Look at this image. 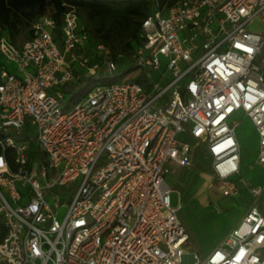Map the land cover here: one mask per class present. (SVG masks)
I'll return each instance as SVG.
<instances>
[{"label":"built area","instance_id":"2783aa9c","mask_svg":"<svg viewBox=\"0 0 264 264\" xmlns=\"http://www.w3.org/2000/svg\"><path fill=\"white\" fill-rule=\"evenodd\" d=\"M146 1L129 56L142 82L78 100L81 77L119 70L75 6L39 16L20 45L0 35V264H264V184L241 178L236 138L249 119L264 168V31L250 29L264 0ZM199 146L219 194L248 197L203 259L166 180L195 167Z\"/></svg>","mask_w":264,"mask_h":264},{"label":"rangeland","instance_id":"374dc122","mask_svg":"<svg viewBox=\"0 0 264 264\" xmlns=\"http://www.w3.org/2000/svg\"><path fill=\"white\" fill-rule=\"evenodd\" d=\"M44 13L54 15L55 9L52 5H47ZM80 15L83 24L94 35H96V29L101 28V33H104L108 28V25L102 27L99 21H90L87 18L85 9H80ZM250 29L262 32L264 31V26L255 22ZM0 33L4 34L5 32L1 30ZM29 36V31L23 32L16 38V43L18 45L21 44ZM126 41H130V39ZM111 44L118 46V41H112ZM117 65L119 73H123L118 83L135 80L140 74V71L134 66L129 57L125 56L118 59ZM152 77L154 80H157L159 72L153 73ZM64 107H66V104ZM236 133L241 144L243 156L241 178L254 185L264 184V168H261L252 161L255 156V139L254 128L249 119L244 118L241 120L237 126ZM198 149L201 150V156L195 162L194 168L190 170L174 169L166 177V180L171 189V206H178V192L181 195L179 217L192 237L189 241V244L192 245V250L200 259H203L218 242L216 240L218 235H224L222 233L223 229L228 225L234 224L241 216L245 206L242 205L244 196L242 191L236 197H220L217 186L211 182L210 176L201 173V169L209 171L208 164L210 159L202 146H199ZM73 186L63 187L58 194L68 197L71 194L70 190ZM52 191L57 192L58 189L53 188ZM53 201L54 199H48L50 205H52ZM260 207L264 211V193L261 195ZM65 211V206L60 207L58 209V217L62 218Z\"/></svg>","mask_w":264,"mask_h":264},{"label":"trees","instance_id":"16d2710c","mask_svg":"<svg viewBox=\"0 0 264 264\" xmlns=\"http://www.w3.org/2000/svg\"><path fill=\"white\" fill-rule=\"evenodd\" d=\"M158 1L162 5L171 0ZM47 5L54 7V16L57 19L65 10V5H72L78 9L79 14L81 8L85 9L90 21H99L102 27L108 25L104 33H101V28L96 29V35L84 26L92 40L109 48L111 56L116 62L122 57L130 56L134 46L140 42L139 34L143 19L154 10L152 3L146 0H0V32L1 30L5 32L4 35L18 45L16 38L25 31H29L30 34L32 23L44 14ZM2 34L0 33V35ZM127 39L130 41H126ZM112 41H118V46L111 44ZM122 76L123 73L104 75L99 78L81 77L72 86L74 94L71 101L78 100L97 84L118 83ZM135 80L142 82L140 77ZM200 156L201 150L197 149L194 162Z\"/></svg>","mask_w":264,"mask_h":264},{"label":"crops","instance_id":"0c3cea01","mask_svg":"<svg viewBox=\"0 0 264 264\" xmlns=\"http://www.w3.org/2000/svg\"><path fill=\"white\" fill-rule=\"evenodd\" d=\"M236 138H237V141H238V143H239V145H240V148H241V144H240V142H239V139H238L237 133H236ZM254 139H255V140H254V142H255V143H254V146H255V156H254V158H253V160H252L253 162H254V159H255L256 154H257V136H256L255 132H254ZM242 168H243V156H242V152H241V170H242ZM175 169H182V168H175ZM183 170H187V169H183ZM201 170H202L201 173H203V174H204V172H207V171H204L203 169H201ZM205 174H206V173H205ZM240 174H241V172H240ZM260 180H261V179H260ZM260 180H258V181H260ZM258 181H257V183H258ZM250 183H251V182H250ZM251 184H252V183H251ZM240 191H242V193H243V195H244V196H243V200H242V205L245 206V203H246V200H248V197H247V195L245 194L244 190H240ZM218 193H219V192H218ZM178 194H179V192H178ZM219 195H220V194H219ZM179 196H180V198H181V195H180V194H179ZM237 196H238V195H237ZM220 197H222V196L220 195ZM235 197H236V196H235ZM225 198H226V197H225ZM227 198H229V197H227ZM180 201H181V199H180ZM180 203H181V202H180ZM238 217H239V215H238ZM238 219H239V218H238ZM238 219H237V220H238ZM237 220H236V221H237ZM236 221L234 222V224L236 223ZM234 224H231V225H228L227 227H225V228L223 229L222 233H224V235H225V234L229 231V229H230ZM225 230H226V232H225ZM187 233H188L189 241H190L192 237H191L189 231H187ZM224 235H223V236H221L220 234L218 235V237H217V239H216L218 242L216 243V245L220 242V240L224 237ZM189 245H190V244H189ZM216 245H215V246H216ZM215 246H214V247H215ZM190 247H191V250H192V245H190ZM214 247H213V248H214ZM213 248H212V249H213ZM212 249H211V250H212ZM211 250H210V251H211ZM192 251H193V250H192ZM210 251H209V252H210ZM193 252H194V251H193ZM209 252H208V253H209ZM208 253H207V254H208ZM195 254H196V253H195Z\"/></svg>","mask_w":264,"mask_h":264}]
</instances>
